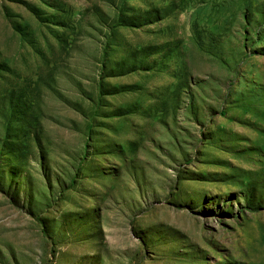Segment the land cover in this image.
<instances>
[{"label": "rangeland", "instance_id": "rangeland-1", "mask_svg": "<svg viewBox=\"0 0 264 264\" xmlns=\"http://www.w3.org/2000/svg\"><path fill=\"white\" fill-rule=\"evenodd\" d=\"M0 264H264V0H0Z\"/></svg>", "mask_w": 264, "mask_h": 264}]
</instances>
